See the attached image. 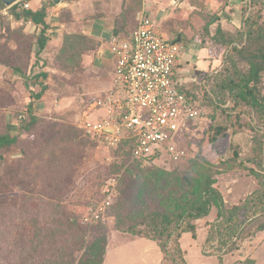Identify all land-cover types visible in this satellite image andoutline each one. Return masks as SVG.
<instances>
[{
	"label": "rangeland",
	"instance_id": "rangeland-1",
	"mask_svg": "<svg viewBox=\"0 0 264 264\" xmlns=\"http://www.w3.org/2000/svg\"><path fill=\"white\" fill-rule=\"evenodd\" d=\"M36 1L33 11L46 12L43 25L22 15L21 5L0 3V133L20 135L26 144L39 143L26 160L20 146L0 156V264H80L91 257L89 246L99 242L112 253L110 264H264V233L239 243L246 225L253 233L264 224V111L242 103L235 97L237 90L221 89L224 80H240L235 68L248 73L243 56L259 54L264 40L250 43L240 55L233 47H245L246 37L220 49L206 34L215 33L221 18L229 29L245 31L252 25L264 31V0ZM143 12L171 43L180 40L185 48L194 43V54L184 49L176 69L179 90L194 89L200 99L208 93L219 104H202L203 118L170 133L171 142L185 152L179 162L167 143H154L151 149L159 155L139 167L123 156L119 143L94 134L87 124L108 119L105 105L115 90L111 31L101 29V38L96 27L115 26L113 33L122 41L138 28ZM41 37L46 47L39 51ZM194 57L206 65L197 67ZM261 87L264 101V76ZM148 113V108L140 112L144 117ZM111 116L123 123L118 113ZM33 118L37 123L27 134L24 123ZM219 127L224 131L212 142ZM74 136L69 144L75 149L87 143L73 157L64 158L67 171L57 173L63 159L59 150L68 148V142L48 151ZM40 169L44 177H39ZM208 182L222 195L224 206L212 207L207 217L193 222L195 238L193 233L172 238L163 251L151 237L143 240L132 234L152 221L155 211L200 204ZM105 189L112 197L104 194ZM33 204L38 212L31 217ZM95 207L104 217L85 224V216ZM10 212L12 218L5 219ZM25 212V220L17 218ZM60 219V226L49 227Z\"/></svg>",
	"mask_w": 264,
	"mask_h": 264
},
{
	"label": "built area",
	"instance_id": "built-area-1",
	"mask_svg": "<svg viewBox=\"0 0 264 264\" xmlns=\"http://www.w3.org/2000/svg\"><path fill=\"white\" fill-rule=\"evenodd\" d=\"M21 6L30 8L29 3ZM126 39L121 41L116 36L110 43L116 65L115 90L105 105L108 119L88 123V128L100 137L110 136L106 140L111 139L117 144L123 139L135 140V160L150 161L149 157L154 154L152 144L167 143L172 158L179 161L185 152L171 142L170 133L182 131L188 121L203 118L202 108L187 97V91L179 90L174 79L185 48L180 42L171 43L157 33L155 22L145 12L139 19L138 28ZM143 108L149 109L145 117L140 114ZM115 112L123 123H116L118 118L111 116ZM155 154L159 155V152ZM110 193L109 189L104 190V194L112 197ZM108 205L104 206L105 211ZM103 217L99 207L91 208L84 223L93 225Z\"/></svg>",
	"mask_w": 264,
	"mask_h": 264
},
{
	"label": "trees",
	"instance_id": "trees-1",
	"mask_svg": "<svg viewBox=\"0 0 264 264\" xmlns=\"http://www.w3.org/2000/svg\"><path fill=\"white\" fill-rule=\"evenodd\" d=\"M32 1L33 0H29V1L23 0L22 2L18 4H14L11 7L15 8V6L22 5L24 3L31 4ZM1 4L2 6H4L3 3ZM21 8L24 10L22 15H25L27 19L32 20V22L37 25L45 24V18H46L45 10L33 11L31 7L29 9H24L22 6ZM15 17L19 18L20 15L19 16L15 15ZM221 20L222 19L217 20V27H216L217 29L215 30V33H213V35L212 33H209L208 31L206 32L208 37H210L211 40L214 42V45L218 46L220 49H223L228 46H232L233 44H235V41H241L242 39H244V37H246L247 44L244 45L245 47H242L241 49H239L238 46L233 47V50L235 52L237 53L239 52L240 55H244L246 47L250 43L254 44V43H257L255 42L256 40H264V31H261V29L254 30L252 25H249V27L245 31H243V29H241L240 27H237L236 25H235L236 27L229 29L226 26L222 25ZM45 47H46V39L41 37L39 39V51L43 50ZM263 47H264V44H263ZM243 57L245 59L244 61L250 66L248 73L243 74L241 72H238V70L235 68V74L240 77V80L236 83L232 80H224L222 81L221 89L223 90V88L224 89L226 88L229 90H235V91L237 90L235 97H237L242 103H245L246 105L251 106V107H257L264 111V101L262 99V92H261L262 77L264 76V49L260 50L259 54L255 53L251 55V57L249 56L248 59L245 56ZM13 72L16 73V70L14 69ZM41 77H47V74L41 73ZM221 89H220V94L222 93ZM193 90L194 89H190V91H188L186 94H187V97L195 105H198L199 107H202V104H206L208 106L211 105L215 107L218 106L219 102L215 98H213L210 94L205 93L207 96L206 95L204 96L205 98L204 100V98L200 99V97H198V95L195 94ZM42 94H43V91H42ZM42 94H39L36 98L40 99ZM36 123H37V119L33 118L32 122L24 123L25 126L23 130L27 132V134L28 132L31 133L32 132L31 128L34 127ZM223 131L224 129L219 127L216 135L212 138V142H216L218 140V137L222 135ZM75 138L77 137L74 136L69 141L64 138L57 145L52 143L53 144L52 148L50 147L48 154H50L52 149L60 148L64 142H68V145H69L68 148L65 147L59 150L60 157H63V159L61 160V164L59 165L61 168H57L58 170L56 171L57 173H61V174L65 173L67 169L66 168L64 169L65 165L62 163L64 161V158L66 159L67 156H69L70 158L73 157L74 154L76 155V151L80 149V147L85 146L87 143L85 141V144H81L77 147V149H75L69 144V142L72 144L76 140ZM89 138L94 139L92 138L91 135L89 136ZM25 141L26 140H22L20 138V135H12L11 133H8V132L0 133V156L6 155L11 148L20 146L22 147V154L25 155L24 157L25 160L28 159L30 156V152L32 153L33 151H35L36 147L39 146V143L34 142V144L32 143L26 144ZM134 145H135V140L123 139L122 141H120L118 149L124 154L123 156L127 155V156H130L131 159H133ZM157 156L158 155L153 154L152 157H149L150 161L154 162ZM133 161L135 162V165L139 167L143 166L144 160L133 159ZM42 163H44V161ZM49 163H56V165H58L57 161L49 160ZM29 164L30 162H27L22 165H29ZM169 170L170 172H174L176 171V168L173 170L171 169ZM42 174H43L42 169H40L39 177ZM3 176H7L6 172L3 174ZM43 177H44V174H43ZM58 177L59 176L55 178V182L56 184L58 183L59 185L62 183V181L57 180ZM209 183L210 182H208L205 185V187L201 190V196L204 199L202 202L200 200V204L194 205L192 207H188L185 210H181V209L175 210V211L166 210V211H161V212L155 211L154 213L151 214L152 221L150 220L148 221V223H146V225L145 224L142 225L144 227H142L140 230L134 228L137 230V232L132 231V234L136 235L137 237L143 240L151 237L150 241L152 243H155L163 251H166V249L169 248L168 244H170L169 242L172 241V238H175L176 240H178L181 237V235L185 233H193V236L195 238V235H194L195 225L193 224V222L196 220L202 219L204 217H207L210 214L212 207L214 206L223 207L224 206L222 195L218 193L212 186H210ZM187 185L190 186L191 183H188ZM48 190L49 189H45L43 192L46 194L48 193ZM51 194H54V193H51ZM39 201L37 203H39ZM43 204L44 202L42 201V205ZM91 206L94 207L95 206L94 203H92ZM30 208L31 209L29 210L33 212L31 217H34L36 215L35 212H38V211H35V204L30 206ZM109 212H110V209L108 210V214ZM12 215L13 213L11 212L10 214L7 213L5 216V219L12 218L11 217ZM25 215H27L26 212L23 215V217L19 216L17 218H21L25 220L26 218ZM153 219H154V222H153ZM228 220L231 221L232 219L228 218ZM60 222H61V219L54 226L49 225V227L56 228L60 226L59 224ZM246 226L247 228H245V230L243 231L244 236L239 237L240 244H244L245 242H248V241H253L254 238L259 233H264V224L257 231L255 232L253 231V233L252 231H248L249 228H251V226H248V225ZM89 248L90 249L88 250L87 256H91V257L87 258L85 261H82L80 264H104V260L108 254L107 244L105 243L102 244L101 242H99L98 244L92 243L91 246H89ZM95 255L98 257H95Z\"/></svg>",
	"mask_w": 264,
	"mask_h": 264
},
{
	"label": "crops",
	"instance_id": "crops-1",
	"mask_svg": "<svg viewBox=\"0 0 264 264\" xmlns=\"http://www.w3.org/2000/svg\"><path fill=\"white\" fill-rule=\"evenodd\" d=\"M31 4H33L34 6H37L38 4H37V1L35 2V0H33L32 2H31ZM31 4H30V7L32 8V6H31ZM222 19V18H221ZM223 23V26H226V24H228L227 23V21L225 20V19H223V20H221ZM235 22H237V19H235L234 20ZM225 23V24H224ZM103 26V25H102ZM96 28H98L100 31H99V33L101 34V38H103V36H104V30L102 31L101 29H105V30H108V32H110L111 31V39H110V43H111V41H112V38L113 37H118V36H120V35H115L114 33H113V30L115 29V26H112L111 27V25L109 26V24H105V26H103V27H100V26H97ZM102 33H103V35H102ZM122 36V35H121ZM124 37H126V36H124ZM185 48V47H184ZM193 48H194V43L191 45H189V46H187V48H185V50H188L189 51V53H193L194 54V51L195 50H193ZM201 55L202 56H205V54H206V50L205 49H201ZM109 56H110V58H111V61H112V65H113V74H114V69H115V65H116V58L113 56V54L111 53V50H110V52H109ZM194 59V62H193V64L194 63H196L197 64V67H199V68H201V64H202V66H205L206 65V63L202 60V61H199L200 59H197V57H194L193 58ZM187 63H189V62H187ZM206 68V67H205ZM207 68H208V66H207ZM145 246V245H144ZM146 248V247H145ZM144 248V249H145ZM109 253V252H108ZM141 257H143V254L141 255ZM142 259V258H141ZM112 261H114L113 259H112V253H109V254H107V256H106V260H105V264H110V262H112ZM143 261V260H142Z\"/></svg>",
	"mask_w": 264,
	"mask_h": 264
},
{
	"label": "water",
	"instance_id": "water-1",
	"mask_svg": "<svg viewBox=\"0 0 264 264\" xmlns=\"http://www.w3.org/2000/svg\"><path fill=\"white\" fill-rule=\"evenodd\" d=\"M18 1H20V0H0V2L3 3L7 7L13 6ZM175 1H177V0H175ZM54 2L58 4V3H60V0H54ZM177 42H180V40H178Z\"/></svg>",
	"mask_w": 264,
	"mask_h": 264
}]
</instances>
